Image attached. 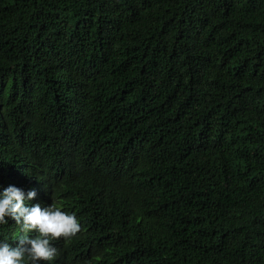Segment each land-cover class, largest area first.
<instances>
[{
    "label": "trees",
    "instance_id": "16d2710c",
    "mask_svg": "<svg viewBox=\"0 0 264 264\" xmlns=\"http://www.w3.org/2000/svg\"><path fill=\"white\" fill-rule=\"evenodd\" d=\"M8 185L79 219L41 264H264V0H0Z\"/></svg>",
    "mask_w": 264,
    "mask_h": 264
},
{
    "label": "clouds",
    "instance_id": "9594fccd",
    "mask_svg": "<svg viewBox=\"0 0 264 264\" xmlns=\"http://www.w3.org/2000/svg\"><path fill=\"white\" fill-rule=\"evenodd\" d=\"M36 195L35 189L25 192L15 185L0 190V225L8 224L11 219L20 226L14 244L0 239V264L51 262L57 254L52 242L74 236L80 230L75 212L65 211L54 202L47 206L26 203Z\"/></svg>",
    "mask_w": 264,
    "mask_h": 264
}]
</instances>
